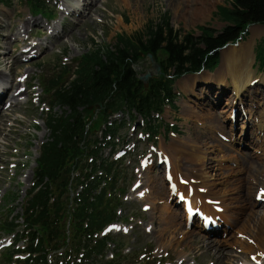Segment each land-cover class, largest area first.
I'll use <instances>...</instances> for the list:
<instances>
[{
    "label": "rangeland",
    "instance_id": "rangeland-1",
    "mask_svg": "<svg viewBox=\"0 0 264 264\" xmlns=\"http://www.w3.org/2000/svg\"><path fill=\"white\" fill-rule=\"evenodd\" d=\"M94 2L98 8L97 14H94L92 19L81 22L77 13H61L60 0H44L43 8L40 9L42 12L32 8L30 0H9L8 4L0 5V43L2 42V35H7L6 28L12 24L18 27L23 20L30 19L28 34L25 35L27 36L26 42H17L22 36L10 37L7 39L5 50L0 51L9 61L15 60L22 64V72L18 73L15 78L23 90L18 108L11 112L4 127V132H7L11 127L16 128L17 132L14 134L10 148L12 154L6 157L5 164L0 165V218L21 213L19 203L23 201L26 190L34 180L33 170L35 158L38 155L37 149L47 134L42 119H45L49 113L47 107L41 106L39 103L40 99L45 98L40 89L39 78L48 75L46 71H49L50 64L55 63L59 58L69 63L73 58L94 46L112 44L117 34L131 36L145 31L148 24L151 21L154 23L159 21L161 15L169 17V23L173 29L193 33L194 36L201 34L198 28L200 26L210 28L216 33L227 24L221 18L220 13L222 7L228 6L231 1L218 0L211 8L210 14L206 15L205 18H195L188 15L187 11L194 6L188 4L190 3L188 0H129L128 5L123 0H95ZM35 19L39 20L40 23H32ZM59 20L61 22L59 30H63L62 33L66 32V34L60 33L57 36H51L50 27ZM263 35L264 25H250L244 37L245 42L240 41L239 43H248L251 39L259 40ZM59 39L60 42H58ZM33 41H42L45 44L36 53L24 54L20 60L14 59V56L23 47ZM253 46L255 44L252 42L251 52ZM223 50L220 54L223 53ZM163 56L164 53L159 51L158 58ZM220 64L221 61L213 72L200 70L193 75L185 74L175 81L174 89L177 93L174 101L175 107L167 106L164 108L163 113L158 117V122L162 127L155 135H149L142 124H135L136 121L131 119V115H126L124 112H117L110 116L111 121L123 120L122 127L119 128L115 138V153L112 158L118 157L121 161L118 185L124 187L125 192L122 200L123 206L120 207L117 214L119 217H126V219L118 220L109 231L114 242V245H109V249L112 252L120 251L117 247L118 245L120 248L122 247L123 252L131 256L127 259L128 264L212 263L208 254L194 248L188 242L181 241V234L185 230H173V228L164 230L167 226L164 219L173 213L182 210L185 212L184 201L189 198L188 196L183 197L182 189H178L177 186L179 182L177 183V180L171 178V172H168L172 169L171 162L169 155L165 154L163 150H172L169 144L172 137L182 139L187 135L193 137L199 134L206 142V147L212 150L210 154L218 157V159L225 154L226 151L223 150L226 149L222 144H226L230 145L232 155L251 153V159L258 161L255 156L258 151L254 142L249 140L242 143V141L246 136H251V139L255 137L253 127L251 130L246 128L245 120L248 118L251 121L254 120V117H257L259 112L264 110V101L256 99L253 102H243L234 97L233 103L238 109L232 112L230 100H232L233 95V75H230L224 67H220ZM156 65L158 62L155 58L150 61L147 55L140 54L139 59L134 64V69L138 76H144L148 73V80L151 77L159 76L161 70L160 68L157 69ZM251 68L254 70L255 81H259V84L256 82L255 87L261 86L262 91H264V72L258 70L255 58L251 63ZM25 70H28L29 74L26 90H24L25 85L22 83L24 78L22 73ZM219 78L221 81H218ZM244 92L252 93V89L249 86L244 89ZM4 101H8V98H5ZM181 107L182 110H180ZM189 109L194 110L191 115H189L190 113L187 114ZM53 111L58 113L60 109L55 107ZM214 111L218 113L224 135L217 130H210L208 127L206 113ZM99 114L98 110L89 111L86 113L87 120L93 123L99 118ZM139 122L142 123L141 119ZM253 123L255 128V122ZM1 137L3 136L0 135V153H3L6 149L3 146L5 141ZM216 144L222 146V150ZM203 147L205 148V146ZM120 150L122 151L121 155H119ZM107 153L108 149H106L105 155ZM143 160H146L147 164L150 162L149 167L141 165ZM178 160L182 161L181 168L184 170L189 169L192 165L182 156H179ZM223 164L229 166L231 161H223ZM237 169L235 168V170ZM209 173L211 174L210 178H214V173H219V176L225 174H221L220 170L212 169L209 170ZM255 176L259 178L258 175ZM146 178L157 180V185L163 186L164 192L156 193L148 189V186L144 185ZM177 178L185 180L186 176L184 172H180ZM229 178L239 179L236 184L240 188L241 198L235 203L238 207L243 206L237 214L239 219L236 223L230 225L228 223L229 217L221 216L219 232L212 233L211 230L214 228L212 218L202 208L193 207L192 201L189 199L192 206L191 214L198 216L205 232L192 224L187 226V230H195L209 238L217 239L226 246V249L235 247L234 254L238 257H230V261L223 259L224 262H227L226 264H251L252 254L240 251V242L245 239L240 227L250 210L260 211L264 201L259 194L254 197L258 184L244 183L245 171H238ZM170 184L174 186L173 191L171 190L172 198L166 195ZM180 184L185 187V191L191 192L192 188L188 186L187 181L184 183L181 181ZM249 185L252 187L250 189L251 198H248L246 192L247 187H250ZM200 191L202 190L200 189ZM179 194L182 200L177 202L178 205H174L173 201H178L177 195ZM254 200L256 201L255 205L249 206V202ZM206 203L212 206L215 211L224 214H231V211L237 208L233 207L231 211H224L217 201L208 198H206ZM197 210L206 215L208 223L203 222V219L197 214ZM253 223L254 221L247 223V228L252 230ZM11 241V236L0 232V252H3L4 247L8 248ZM1 260L2 258H0V262Z\"/></svg>",
    "mask_w": 264,
    "mask_h": 264
},
{
    "label": "trees",
    "instance_id": "trees-1",
    "mask_svg": "<svg viewBox=\"0 0 264 264\" xmlns=\"http://www.w3.org/2000/svg\"><path fill=\"white\" fill-rule=\"evenodd\" d=\"M230 1L220 13L227 24L216 33L200 26L201 34L194 36L173 29L169 17L161 15L145 31L117 34L112 44L49 65L48 75L39 78L45 95L39 103L49 110L42 119L47 134L37 149L34 180L19 203L21 213L0 218V232L12 237L0 252V264H128L131 256L118 244L120 251L112 252L113 239L104 233L118 218L125 192L118 185L121 161L112 158L123 123L110 116L123 111L137 124L142 118L144 130L157 134L162 127L158 116L166 106L175 107V81L200 70L213 72L221 47L243 39L249 25H264V0ZM8 3L0 0V5ZM30 3L41 11L44 0ZM149 53L161 72L144 83L134 64ZM254 53L264 72V35ZM95 110L100 114L92 123L86 113Z\"/></svg>",
    "mask_w": 264,
    "mask_h": 264
},
{
    "label": "bare ground",
    "instance_id": "bare-ground-1",
    "mask_svg": "<svg viewBox=\"0 0 264 264\" xmlns=\"http://www.w3.org/2000/svg\"><path fill=\"white\" fill-rule=\"evenodd\" d=\"M61 1V13H77L80 16V22L82 20L92 19L94 14H97L98 8L95 4V0H60ZM72 1V3H70ZM190 5H194L188 12V15L193 16L195 18H205L206 15L210 14L211 8L215 5L218 0H188ZM123 2L128 5L129 0H123ZM184 15V13H183ZM204 15V16H203ZM185 16V15H184ZM61 19V17H60ZM30 19L23 20L19 26H15L14 24L10 25L6 28L7 35H2V42L0 43V51L5 50V45H7V39L10 37H19L22 36L17 42H26V38L28 34V23ZM32 23H40L39 20L35 19ZM61 26L60 20L53 23L50 27V35L57 36L62 33L63 30H59ZM250 26V25H249ZM248 26V27H249ZM5 29V28H4ZM3 29V30H4ZM66 32L62 33L65 35ZM68 35V34H67ZM60 42V39L58 40ZM245 42V41H243ZM253 39H251L248 43L238 44L237 46L227 47L223 50L221 54V64L220 67H224L227 69V72L232 76V102L230 106V110L237 111V107L235 106L234 97L242 100L243 102H253L256 99L264 101V91H262L261 86H256V82L254 79V70L251 68V63L253 61V52L254 48L251 52V45ZM42 41L38 42H29L26 47L14 56V59H21L20 57L24 54L36 53L43 46ZM46 46V45H44ZM18 60V61H19ZM22 64L15 60L9 61L6 57L2 55L0 52V135L3 137L2 140L5 152L0 153V165L6 163V157L9 154H12L11 145L14 140V134L17 132V129L11 127L7 132H4L5 123L10 116L11 112L18 108L21 102V96L23 94V90L19 86V81L16 80L15 76L22 72L21 71ZM23 80L22 83L25 85V89L28 87L27 78L29 76L28 70L23 71ZM218 81H221L219 78ZM219 84V83H218ZM251 84L252 87H251ZM252 89V93L244 92L245 88ZM28 94V93H27ZM237 96V97H236ZM240 96V97H239ZM5 98H8V101H4ZM216 99V98H215ZM183 108L181 107L180 110ZM184 111V110H183ZM194 110L189 109L187 114L191 115ZM206 117L208 118V127L217 132H220L224 135L223 127L219 123V116L217 112H208L206 113ZM250 115V112H249ZM252 117L253 114H252ZM246 128L249 130H253L255 137L251 139V136H246L242 143L245 141H253L255 147L257 148L258 153L255 155L258 161H253L251 153H242L240 155L234 156L231 154L230 145L222 144L225 147V154L221 155V158L212 156L210 154V150L206 147V142L203 141L202 136L196 134L191 137V135H187L182 139H177L172 137L169 141V144L172 150L164 149V153L169 155V160L171 162L172 169L168 170L171 172L174 180H177L178 189H182L183 197H187L192 201L193 207L202 208L206 213L209 214V217L212 218L214 222V228L211 230L212 233H218L221 225V216L229 217L228 223L235 224L239 219L238 213L242 210V206H236L235 201H239L241 195L239 193V187L236 184V181L239 179H230L229 176L234 175V173L238 171L246 172V179L244 183L250 185L258 184L256 188V192L254 193V197L256 194H259L260 197L264 201V110L259 112V115L254 117V120L251 121L250 118L245 120ZM253 122H255V128L253 126ZM43 135V132H42ZM202 140V141H201ZM202 143V144H199ZM212 145V144H211ZM219 145V144H216ZM205 146V148L203 147ZM213 146V145H212ZM222 146L219 145V148L222 150ZM163 149V148H162ZM215 149V148H212ZM179 156L186 159L192 165L189 169L181 168L182 161L178 160ZM223 161H231V164L227 166V164H223ZM145 167H149L148 165ZM235 168H238L235 170ZM220 170L223 176H219V173H214V178H210L209 170ZM180 172H184L186 178L183 180V183L187 181L188 186H191L192 190L185 191L184 186L180 184L179 178H177ZM169 175V173H168ZM217 175V176H216ZM255 175H258L257 178ZM155 182V184H153ZM157 180L146 178V182L144 185L148 186V189H151L154 192L163 193V186L157 185ZM243 185V184H242ZM249 185V186H250ZM252 187H247L246 192L248 198H251L250 189ZM171 184L166 192V195L172 198L171 194ZM200 189L202 191H200ZM206 198L217 201V203L222 207L224 211H231L233 207H237L236 210L231 211V214H224L223 212L219 213L213 209L212 206L206 203ZM234 200V202H231ZM174 205H178L177 201H173ZM256 201L249 202L250 205H255ZM168 207V206H167ZM151 208H154L151 206ZM169 208V207H168ZM189 215L186 211L176 212L171 214L167 219H164L165 224H167L164 229L169 230V228H173V230H185L183 234H181L182 239L185 243H190L194 248L202 250L204 253L208 254L212 259L211 264H226L223 259L226 261H230V257L234 258L236 255L234 252L236 251L235 247L233 249H226V246L219 240L214 238H209L206 235L200 234L195 230H187V226L189 224L194 225L198 229L205 232V229L202 226V222L198 219L197 215ZM242 225L240 227L241 231L244 233V240L241 241V250L242 252L251 253L252 262L251 264H264V203L262 205V209L260 211L254 212L250 210V213L246 215ZM182 221H181V220ZM254 221L252 224V230L247 228L246 224ZM211 223V222H210ZM164 231V232H165ZM164 234V233H163ZM237 246V245H236ZM240 247V246H239ZM234 256V257H233ZM238 257V255L236 256ZM180 264H183L181 262Z\"/></svg>",
    "mask_w": 264,
    "mask_h": 264
},
{
    "label": "water",
    "instance_id": "water-1",
    "mask_svg": "<svg viewBox=\"0 0 264 264\" xmlns=\"http://www.w3.org/2000/svg\"><path fill=\"white\" fill-rule=\"evenodd\" d=\"M251 25H255V24H251ZM247 30H248V29H247ZM239 42H240V41H239ZM239 42H238V43H237V42H236V43H227L226 45H224L223 47H221V48L219 49V53L221 52V50H223V49H225V48H227V47L237 46V45L239 44ZM256 42H257V40L254 39V40H253V43L256 44ZM253 47H254V46H253ZM252 54H253V60H254V58H255V53L253 52ZM147 57L149 58L150 61L153 60V57H152V55H151L150 53L147 54ZM156 68L159 69L160 66H159V65H156ZM148 75H149V74L146 73L144 76H138V77H139V79L142 80L144 83H147Z\"/></svg>",
    "mask_w": 264,
    "mask_h": 264
}]
</instances>
